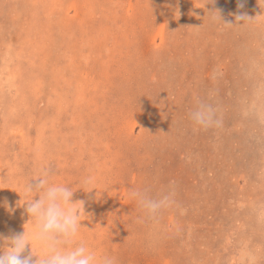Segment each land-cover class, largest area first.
Instances as JSON below:
<instances>
[{
    "label": "rangeland",
    "instance_id": "1",
    "mask_svg": "<svg viewBox=\"0 0 264 264\" xmlns=\"http://www.w3.org/2000/svg\"><path fill=\"white\" fill-rule=\"evenodd\" d=\"M43 172L115 264H264V0H0V234L40 258Z\"/></svg>",
    "mask_w": 264,
    "mask_h": 264
},
{
    "label": "clouds",
    "instance_id": "2",
    "mask_svg": "<svg viewBox=\"0 0 264 264\" xmlns=\"http://www.w3.org/2000/svg\"><path fill=\"white\" fill-rule=\"evenodd\" d=\"M249 19L245 15L236 16L237 21H244L243 24ZM190 119L194 125L204 129L219 126L221 123L216 109L211 104L202 102H198L197 107L190 113ZM47 175V172H43L33 180L35 184L31 182L27 185V192L33 195L25 203L26 212L35 223L33 236L42 242L46 255L44 258L34 255L26 230L10 236L0 234V264H33V256L38 257L34 264H115L114 258L97 255L83 241L74 244L81 228V215L85 214L83 201L73 203L72 189L62 184H50ZM90 182V179L85 181ZM130 195L150 216H155L170 203V194L152 198L146 192L132 191ZM78 204L82 208L77 207ZM29 246L30 254L24 255ZM240 259L241 264H255V257L243 249Z\"/></svg>",
    "mask_w": 264,
    "mask_h": 264
}]
</instances>
